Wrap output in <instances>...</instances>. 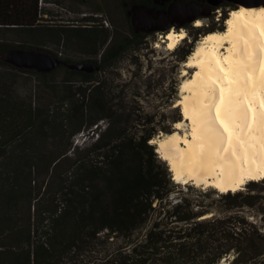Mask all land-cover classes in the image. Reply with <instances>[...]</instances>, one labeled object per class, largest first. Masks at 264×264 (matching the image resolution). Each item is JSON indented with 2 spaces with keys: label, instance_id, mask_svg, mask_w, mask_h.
<instances>
[{
  "label": "trees",
  "instance_id": "trees-1",
  "mask_svg": "<svg viewBox=\"0 0 264 264\" xmlns=\"http://www.w3.org/2000/svg\"><path fill=\"white\" fill-rule=\"evenodd\" d=\"M44 1L0 0V53L32 48L98 68L61 63L44 72L0 57V264H264V178L226 192L172 180L149 142L171 128L155 113L138 114L102 74L150 33L131 25L125 40L112 35L99 5L63 23L44 22L52 13ZM197 33L171 49L179 62ZM20 72L43 86V102L17 93ZM79 134L88 140L79 142Z\"/></svg>",
  "mask_w": 264,
  "mask_h": 264
},
{
  "label": "bare ground",
  "instance_id": "bare-ground-1",
  "mask_svg": "<svg viewBox=\"0 0 264 264\" xmlns=\"http://www.w3.org/2000/svg\"><path fill=\"white\" fill-rule=\"evenodd\" d=\"M224 24L203 34L183 61L185 77L174 102L182 118L149 141L172 180L219 192L264 178V5L232 8ZM184 37V29L170 28L156 45L173 49ZM183 125L187 130L180 133Z\"/></svg>",
  "mask_w": 264,
  "mask_h": 264
},
{
  "label": "rangeland",
  "instance_id": "rangeland-1",
  "mask_svg": "<svg viewBox=\"0 0 264 264\" xmlns=\"http://www.w3.org/2000/svg\"><path fill=\"white\" fill-rule=\"evenodd\" d=\"M63 1L62 3H56L53 0L44 1V7L52 11V13L47 12L44 14V22L63 23L67 19H75L81 15L80 13L82 11H95L93 8L99 5L102 8L101 11H103V14L106 15L110 21L111 27L108 29L111 31L112 35H116L123 40L126 39L131 22L129 17L126 16L123 4L124 0H93L89 5L79 4L78 2H72L70 0ZM238 6L237 4H232L230 7L224 6V4L221 6L218 5L211 17H199L198 19L201 21L200 25H195V20L189 22V25H187L188 29L183 27L176 28L174 26L169 27L173 30L178 31L184 29L185 31V37L178 42L177 49L180 51L191 42L192 32L201 31V33H197V39L192 42L194 48L202 35L207 33L209 29L215 31L223 30L225 24L222 17L228 15L230 9L237 8ZM160 34H163L162 31L150 32V34L143 39V42L139 45L137 50L123 51L118 61L115 63L114 68L109 67V69L105 70L106 73L102 74L105 75V77L103 76L105 79H110L114 84L118 85L115 93H122L120 90L123 89L126 93L125 95L129 99L134 100L140 107V109L137 110L138 114H143L144 112L155 113L156 119H159V125H168L171 130H173L174 121H172V119L178 114L181 115L180 107H174V102L181 95L180 83L185 77L182 72L184 65L183 62L177 60V49L171 51L163 42H161L159 46L156 45V41L159 40ZM7 37L8 41L12 42H14L16 38L13 33H10ZM59 51H61L63 55H67L73 59H78L80 57L72 49L64 50V48H60ZM186 70L188 74L192 72V68H186ZM56 76H60V71L56 73ZM15 88L20 95L31 94L32 100L36 104L43 102V86L32 74L20 72ZM187 127V125H183L182 128H180L182 131L180 129H178V131L183 133L187 130ZM91 133L92 132H90V134ZM164 133V131H160L154 138L157 140L159 137L163 136ZM87 135L88 134H79L76 139L79 142L84 139L88 140ZM245 183L242 184L239 189H245ZM196 186L211 188L219 192L210 185L200 184ZM261 186L264 187V183H261ZM250 217L258 218V216L255 215H250Z\"/></svg>",
  "mask_w": 264,
  "mask_h": 264
},
{
  "label": "water",
  "instance_id": "water-1",
  "mask_svg": "<svg viewBox=\"0 0 264 264\" xmlns=\"http://www.w3.org/2000/svg\"><path fill=\"white\" fill-rule=\"evenodd\" d=\"M158 5L166 7L146 6L136 1L130 5L127 14L130 16L134 31L147 33L162 31L164 34L171 26L181 27L201 16H208L213 7L223 1H230L237 5H264V0H153ZM5 61L18 67L33 68L37 71L49 72L56 65L64 63L71 69L93 71L98 64L92 61L65 62L45 50L32 48H14L0 53Z\"/></svg>",
  "mask_w": 264,
  "mask_h": 264
},
{
  "label": "flooded vegetation",
  "instance_id": "flooded-vegetation-1",
  "mask_svg": "<svg viewBox=\"0 0 264 264\" xmlns=\"http://www.w3.org/2000/svg\"><path fill=\"white\" fill-rule=\"evenodd\" d=\"M136 1H137V0H126V1L123 2L124 7H126V15L129 17V19H130V16L127 14V10H128V8L130 7V5H131L132 3H134V2H136ZM168 3H169V2H165V4L162 5V6L166 7V6L168 5ZM159 6H161V5H159ZM156 7H158V6H156ZM215 9H216V7H213V8H212V11H211V13L208 15V17H209V16L211 17V16L213 15ZM130 22H131V20H130ZM131 25H132V23H131ZM132 27H133V25H132ZM174 27L179 28V27H177V26H174ZM181 27L188 29V26H187L186 23H184Z\"/></svg>",
  "mask_w": 264,
  "mask_h": 264
},
{
  "label": "snow or ice",
  "instance_id": "snow-or-ice-1",
  "mask_svg": "<svg viewBox=\"0 0 264 264\" xmlns=\"http://www.w3.org/2000/svg\"><path fill=\"white\" fill-rule=\"evenodd\" d=\"M217 119H219V115H217ZM176 126L179 127V125H176ZM225 131H227V128H225ZM152 143H154V141Z\"/></svg>",
  "mask_w": 264,
  "mask_h": 264
},
{
  "label": "built area",
  "instance_id": "built-area-1",
  "mask_svg": "<svg viewBox=\"0 0 264 264\" xmlns=\"http://www.w3.org/2000/svg\"><path fill=\"white\" fill-rule=\"evenodd\" d=\"M104 21H105V23H106V24H108V21H107V19H104Z\"/></svg>",
  "mask_w": 264,
  "mask_h": 264
}]
</instances>
